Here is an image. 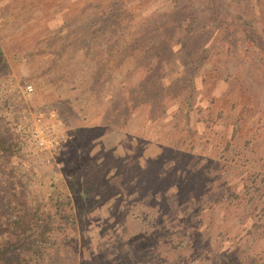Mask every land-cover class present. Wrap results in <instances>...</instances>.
Masks as SVG:
<instances>
[{
	"label": "rangeland",
	"instance_id": "obj_1",
	"mask_svg": "<svg viewBox=\"0 0 264 264\" xmlns=\"http://www.w3.org/2000/svg\"><path fill=\"white\" fill-rule=\"evenodd\" d=\"M0 51V237L55 232L30 264H264V0H0Z\"/></svg>",
	"mask_w": 264,
	"mask_h": 264
},
{
	"label": "trees",
	"instance_id": "obj_2",
	"mask_svg": "<svg viewBox=\"0 0 264 264\" xmlns=\"http://www.w3.org/2000/svg\"><path fill=\"white\" fill-rule=\"evenodd\" d=\"M166 13L167 12L164 11L162 13H157V15L162 16ZM153 18H155V16L151 14L148 21L151 22ZM173 24V22H170V25ZM147 35H149V33H147ZM132 59L133 58L129 57L125 61L128 62ZM118 60L120 61V59ZM153 63L156 65L160 64L161 58L157 57L155 60L153 59ZM99 73L98 70V72L94 73L96 75L93 74L96 80H98L97 76ZM132 89L133 95L134 93L136 94L133 98L134 101L142 99V96L147 91L155 95L161 90L159 86L154 83L152 78L142 79V81L138 82ZM12 152V144H5L3 138H0V158ZM2 162L3 161L0 159V169L3 167ZM31 215L32 216L26 215V217L20 215L16 216L13 221L15 232L10 236H6V238L0 237V264H30L32 259L37 257L36 255L43 254V248L45 249L51 237L55 234V232H52V215L38 211L33 212ZM65 218H67V216Z\"/></svg>",
	"mask_w": 264,
	"mask_h": 264
},
{
	"label": "built area",
	"instance_id": "obj_3",
	"mask_svg": "<svg viewBox=\"0 0 264 264\" xmlns=\"http://www.w3.org/2000/svg\"><path fill=\"white\" fill-rule=\"evenodd\" d=\"M25 90H33L31 84L25 86ZM58 120L54 110L47 114L39 111L32 120H28L23 128H20V136L17 140L18 151L26 160L34 163L37 168H42L51 159L57 148L65 141V134L57 129ZM28 165V164H27ZM33 166V164H30Z\"/></svg>",
	"mask_w": 264,
	"mask_h": 264
}]
</instances>
